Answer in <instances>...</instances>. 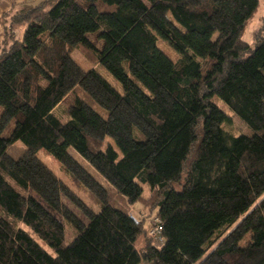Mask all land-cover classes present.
Here are the masks:
<instances>
[{
	"label": "trees",
	"instance_id": "16d2710c",
	"mask_svg": "<svg viewBox=\"0 0 264 264\" xmlns=\"http://www.w3.org/2000/svg\"><path fill=\"white\" fill-rule=\"evenodd\" d=\"M259 5H24L13 18L25 26L22 38L8 31L0 43V264H264V23L254 47L242 39ZM160 37L177 60L158 46ZM78 47L94 52L121 88L97 68L83 69L72 57ZM77 89L84 97L76 96L62 119L55 109ZM162 94L171 99L160 105ZM215 97L251 133L228 132L230 117ZM109 126L118 134L113 143ZM15 144L19 154L10 152ZM40 151L60 162L99 210ZM145 186L158 194L160 246L149 224L129 211Z\"/></svg>",
	"mask_w": 264,
	"mask_h": 264
},
{
	"label": "rangeland",
	"instance_id": "374dc122",
	"mask_svg": "<svg viewBox=\"0 0 264 264\" xmlns=\"http://www.w3.org/2000/svg\"><path fill=\"white\" fill-rule=\"evenodd\" d=\"M28 5H33L29 4ZM51 6H48L47 9H50ZM10 22V18H8ZM13 22V18H12ZM264 23V0H260V5L258 7L257 12L249 20L243 34L242 39L248 42L252 47L255 46L256 43V33L260 30V27ZM15 26H24L21 23H14ZM90 39L94 42V44L101 48L103 46V42L98 39L97 34L90 35ZM158 46L173 60H177L180 55L177 51L163 38L158 39ZM72 57L77 61V63L85 70H89L91 68H97V70L115 87L118 89L121 88L120 83L114 78V76L103 66L99 64L98 58L94 52H91L83 47H78L73 49ZM76 96L84 97L81 90L77 89L74 92H71L66 99L55 109V112L62 118L66 119L68 117L67 108L74 102ZM170 96L167 94H162L158 99V104H165L170 101ZM214 101L225 111V113L230 117V121L223 124V127L230 133L234 135H239L242 133H251L248 126L227 106V104L219 99L218 97L214 98ZM9 130V127L4 130L6 133ZM117 132L112 128L108 127V136L107 140L113 143L115 137H117ZM11 153L19 154L23 150V147L19 144H15L10 149ZM72 154L78 159L84 166H86L96 177L102 182L106 187H108L111 193L116 194L113 189L109 187L106 181L92 168L88 165V163L81 157L75 150H71ZM39 157L63 180L65 181L90 207L94 210H99V203L96 201L95 197L87 191L84 187L79 185L73 177L63 168L60 162L55 160L53 157L49 156L46 152L40 151ZM158 194L156 192H151V190L145 186L144 189V198L140 202L129 206V211L134 214L139 220H142L144 225L147 226L149 221L156 214V206L157 204ZM121 199V198H120ZM66 205L74 211L80 218H82L85 222L87 219L85 216L78 210L69 200L64 199ZM155 206V208H154ZM152 208V209H151ZM154 208V209H153ZM72 235V231L69 232ZM140 264H148L146 262H141Z\"/></svg>",
	"mask_w": 264,
	"mask_h": 264
},
{
	"label": "crops",
	"instance_id": "0c3cea01",
	"mask_svg": "<svg viewBox=\"0 0 264 264\" xmlns=\"http://www.w3.org/2000/svg\"><path fill=\"white\" fill-rule=\"evenodd\" d=\"M48 0H0V43L7 38V32L13 33L15 38L21 39L25 26H15L12 18L23 8L24 5L32 4L38 5ZM10 18V22L8 21Z\"/></svg>",
	"mask_w": 264,
	"mask_h": 264
},
{
	"label": "built area",
	"instance_id": "2783aa9c",
	"mask_svg": "<svg viewBox=\"0 0 264 264\" xmlns=\"http://www.w3.org/2000/svg\"><path fill=\"white\" fill-rule=\"evenodd\" d=\"M149 235L155 239L156 246H160L162 243L163 224L159 217L154 216L149 221Z\"/></svg>",
	"mask_w": 264,
	"mask_h": 264
}]
</instances>
